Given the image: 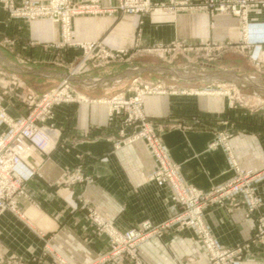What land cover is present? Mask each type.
I'll list each match as a JSON object with an SVG mask.
<instances>
[{"label":"crops","instance_id":"0c3cea01","mask_svg":"<svg viewBox=\"0 0 264 264\" xmlns=\"http://www.w3.org/2000/svg\"><path fill=\"white\" fill-rule=\"evenodd\" d=\"M71 1L83 4L92 0ZM117 1L97 0L103 9L114 7ZM248 21L253 28L247 32L238 17L225 13L211 15L194 9L160 8L143 16L103 12L77 15L73 19V35L77 41L101 42L111 51L124 50L133 55L137 49L168 47L176 42L223 45L264 36V8L250 9ZM4 38L14 43L9 47L0 44V67L18 73L40 92L68 75L69 69L60 61L79 63L84 59L81 46L58 47L59 24L47 18L29 22L10 17L0 3V39ZM259 49V65L264 67V42ZM18 57L30 62L18 63ZM80 64L77 72L74 69L72 83L77 94L87 100L56 107L54 122L62 131V141L50 155L35 151L28 160V166L39 173L28 181L27 195L20 199L24 218L10 211L0 215V256L8 258L16 254L21 258L9 260L8 264H56L52 257L42 256L47 237L52 247L75 263L90 261L106 252L109 239L94 234L86 213L81 210L82 198L121 230L146 220L158 224L180 211L171 186L149 179L158 168V161L146 141L138 139L123 144V133H119L123 118H110L108 105L99 101L127 92L129 80L138 72L132 69L137 62L123 59L93 69ZM141 65L145 64L141 62L138 66ZM203 65L184 70L183 75H175L178 71L175 65L162 66L174 72L158 70L154 64L147 68L152 72V80L147 83H162L165 92L147 95L144 113L158 130L169 159L180 165L184 182L207 191L236 176L234 162L256 175L254 184L264 200V94H260L263 97L259 100L255 94H245L242 100L247 107L234 109L226 95L216 92L229 86L231 90L243 87L255 93L248 84L252 76L247 75L257 74V66L247 52L234 49ZM242 80L248 85L240 86ZM194 89L208 93L199 94ZM3 105L12 117L22 116L23 111L19 112L7 101ZM261 105L263 111L258 114L248 111ZM195 116L205 125L160 130V125L169 121L189 124ZM5 130L6 126L1 124L0 133ZM221 133L227 136L229 150L219 142ZM78 164H83L94 176V182L71 188L61 185L64 173ZM28 166L22 171L28 172ZM259 215L264 216V206L250 217L246 216L244 206L228 210L213 205L204 213L208 227L222 247L247 245L238 264H264V238H254ZM141 256L145 264H205L207 260L195 231L189 227L178 229L175 225L167 228L161 238L144 244ZM0 264H7V260Z\"/></svg>","mask_w":264,"mask_h":264},{"label":"rangeland","instance_id":"374dc122","mask_svg":"<svg viewBox=\"0 0 264 264\" xmlns=\"http://www.w3.org/2000/svg\"><path fill=\"white\" fill-rule=\"evenodd\" d=\"M244 1H246V5L248 6L246 13L243 12L242 3ZM40 2H44V1H40ZM220 2H225V3L229 4V6H230L229 10H227V11L219 10L218 9L219 5H217V4H219ZM0 3L3 5L4 9L7 11L8 15L10 16V13L5 8L4 3L1 1H0ZM16 3L20 4L18 2H16ZM117 4H118V1H117ZM117 4L115 6H117ZM151 4L153 7H151L149 10H147L145 12L132 13V14H139L142 16L143 15H150L153 11H155L156 9H159V8L167 10V11H169V10L170 11L193 10V9L199 10V11L207 10L206 12H208L211 15H214L217 13H225V14H231V15L238 17L242 21V27H243V30H245V31H247L248 28H253L252 25H250V23L248 21V13H249L250 9L261 8V7L264 8V0H218V2L216 0H214V2H212V0H178V1L177 0H162V1L151 0ZM163 5H165V6H163ZM235 5H236V8L238 11H235L232 9ZM202 7H204V8H202ZM104 12H120L122 14L131 13V12H123L121 10H107ZM101 13H103V12H101ZM86 14H89V13H86ZM92 14H94V13H92ZM95 14H98V13H95ZM15 18H23V17H15ZM23 19H25V18H23ZM37 19H40V18H37ZM47 19H50V18H47ZM25 20H27V19H25ZM34 20H36V19H34ZM50 20L53 21L52 19H50ZM53 22L59 24L60 30H61V41L58 43V47L79 46L78 44H71V43L65 42L64 34H63V27H62V24L60 23L61 21L60 22L53 21ZM71 27H72V31H73V20H72V26ZM72 36H73V40L77 41L76 39H74V35H72ZM248 41L249 42H247V40H246V42H242V43H237V44L228 43V44H223V45H216L213 43L188 45V44H183L181 42H176V43H174L168 47H154V48H147V49H143V50L137 49V51L135 52L136 54H133V55L130 54V52L125 51V54H123L122 57H117L116 59H112L107 63H103L104 59L97 57L95 59H90L89 61H87V65H85V66H88L87 69L88 68L93 69V68L102 67V66L107 65L111 62L119 61V60H123V59L128 60L129 62L132 61V63L137 62L138 65L141 62L145 64V65H141V67H139L137 65V66L132 68L136 71L138 70V72H141V73H138L135 71L136 73L129 80L130 81L129 86H128L127 92L125 93L127 95L128 100L131 98L134 100L140 99L141 104H142L141 109H142L144 118H140L137 120H131V121L128 120L129 115L131 114V112L129 110L123 111L122 114H116L115 113V114H113L112 117H110L111 114H109V117L114 118L115 116H121L123 118L122 119V126H121V129L119 130V133H121V132L123 133L121 136V138H122L121 141L123 144H128V143L135 141V140H138V139H144L146 141L147 145L150 147L153 154L155 155L157 161H158V157H157L152 145L150 144L151 141H150L149 137L147 135L142 134V133L152 129L155 136L159 138V141L163 147H164V144L161 140V137H160V134L158 133V130L156 129V127H154V125L151 124L152 122L144 113V102H145V97L147 95L164 93L165 89L163 88L162 83H157L156 85H151V84L147 83L148 81L150 82L152 80V78L150 77V74L152 72L148 71L147 68L151 67L154 64V65H158V67H159V68L157 67L158 70L160 69V70L168 71V70H172V69H168V68L164 69V68H162V66L167 67L169 65H175V67L177 68L178 71L176 70L177 72H176V74L175 73L174 74L175 75H177V74L183 75L184 70H189V68H192V70H194L193 67L199 68L200 66H204L203 63H211V62L215 61L220 55H222L225 51L234 49V50H237L240 52H247L249 54L250 59L257 66L256 69L258 71H257V74H255V75L254 74L247 75L248 77L252 76L251 79H253L254 81L252 80V81H249V83H248L246 80H242L240 82V86H246L248 84H251L252 87H254V89H255V93H253L254 90H249V89L243 88V87H239L238 89L231 90V89H229L230 88L229 86H225V87L221 88L219 91H216L220 95L223 94V95L227 96L228 104L231 108H234V109L245 108V107H247V105L242 100L243 96H245V94H248V93L249 94H255L256 100H257V98L259 100V98L263 97L260 94H264V67L262 65H259L261 63L260 62L261 61L260 55H259V52L261 49H259V47L262 44V42H264V36H262V37L255 36L254 38L251 37V38H249ZM63 42H65L64 45L61 44ZM13 43H14V40H12V39H7V38L0 39V44L5 46V47L6 46L9 47V45H12ZM83 51H85L84 48H83ZM138 52L141 53L139 56H137V54H139ZM97 53H98V51H96V54ZM84 57H85V52H84ZM16 61L18 63H21V64H27L28 62H30L29 59L19 58V57ZM80 62L82 63V61H79V63L74 62V61H69V62L68 61H63V62L60 61L59 63L61 65H63L64 67H67L69 69L68 75L64 76L63 79L61 81H59L58 83L51 85L52 87H50L47 91H42V92L38 91L37 88H35V86L33 87L32 85H30L18 73L12 72V71H9L7 69H3L0 67V106L8 113L6 106L3 105V101H7L13 107H15L19 112L23 111L22 112L23 114L20 118H23V117L30 115L32 112L37 110L36 104L34 102V101H36L35 100L36 98L34 96H42L43 94L48 93L51 90L56 89L58 86H60V84L62 83V81L64 79H68V81L73 86V83H72L73 76L72 75H73L75 70L77 72V69L79 67ZM173 70H172V72H174ZM163 74H166V73H163ZM163 74H161V75H163ZM174 74H170L169 76H173ZM252 82H254V84ZM132 84H138L142 88L145 86V87H157L158 89H155L154 91H151V92H145L143 94L142 92L137 90V88H133ZM73 89H74V87H73ZM193 91L197 92L199 94L208 93L205 90L203 91V90H199V89H194ZM73 92L77 93L76 90ZM78 96H81V95H78ZM118 96H123V92L116 93L112 97H109V98L105 97L103 99H114V98L116 99V97L118 98ZM81 97L83 99H87L85 96H81ZM75 102H79V101L61 102V103L54 105L53 117L48 118V120L46 121L47 123L46 122L45 123L48 124L49 127L52 128L53 130H55V131L57 130L56 132H57L58 136H57L55 145L50 150L37 149L35 151H40L43 154H45L46 156L50 155L51 152L56 148L57 144L62 141V131L59 127H57V125L54 122L55 109L59 105L71 104V103H75ZM248 111L250 113L252 112V113L258 114V113L263 111V105L254 106L253 108L250 107ZM9 116H11V115L9 114ZM38 123L40 125L43 124L40 121H38ZM203 125H205L203 123V120H201L199 117L195 116L193 118L192 122L189 124L188 123H181V122L176 123L174 121L173 122L169 121L168 123L160 125V130L164 129V128H173V127H183V128L191 127V128H194L196 126H203ZM222 132H224V131H222ZM136 136H139V137L134 139V137H136ZM226 138H227V136L226 135L224 136V134L221 133L219 135V142L223 143L225 148L227 150H229L230 146L227 144ZM64 142H67V140H64ZM166 152H167V150H166ZM229 153H230V151H229ZM28 160H27V163H28ZM171 162L173 164H175L177 167L175 178L180 183L186 185L188 188H191L189 191H191V190L193 191V188H196L200 191H203V193H209V192L215 190L217 187H220L222 185H226V187L228 188L229 194L224 195L223 198H221V199H218L219 197L217 199H215L214 197L205 198L204 201L207 202L208 204L203 209V216H204L205 210L208 207L213 206V205L224 206L228 210L232 209L233 207L244 206L246 208V216H248V217H250L254 213H259L261 207L264 206V200L258 195L256 186L254 184V180H255L256 175L252 174L250 171H247L245 169L240 168L238 170L236 168L234 162H233V166L236 170V176L233 179H231L230 181H227L226 183H223L221 185L213 187L207 191L202 190V189H200L194 185H191V184L184 182L180 176V165L173 162V161H171ZM158 169H159V161H158V168L149 175V179L150 180H156V181H159L162 183H167L171 186V188L174 192L177 204L180 207V211H179V213L176 214L175 217L167 219L161 223L154 224L150 220H146V221H143L140 224L130 228V229H133L135 227H140L141 225H143L146 222H149L152 225V227L150 229L144 230L145 235H147L146 238H144V240H141L140 242H138V245H137V252H138L137 255L138 256L135 257V255H133L131 253L130 248H132V247H130L128 245L125 246L121 242H117L116 243L117 245H115V241L113 240L112 236L105 229V224H107V223L111 224L112 226L117 228V230L119 232H122L123 234H125L130 229H126V230L119 229L112 221H109L105 217H103V215L100 213V211L96 207L90 205L83 198L81 199V210L86 213V215H87V217H88V219H89V221L93 227L94 234L96 236H99V237H102V236L108 237V239H109L108 250L104 253H100L95 259H91L90 261L88 260L87 262H83V263H75L69 259V256H67L64 253H61L60 251H58L54 247H52L49 243V238L47 237V239H46L47 243L45 244V247L43 249L42 256L52 257L56 264H99V263L108 262V261L116 263V264H126V263H128V264H145V262L141 256L142 246L144 244L148 243L149 241H151L152 239L161 238L167 228H170L171 226L175 225L178 229H183V228H187V227L192 228L195 231L197 238L201 241V243L203 244V246L205 248L206 257H207L205 264H207L208 262H210L209 264H218L216 260H213L211 253H209L206 244L203 242L202 238L200 237V234L197 233L196 228L192 227L190 225H185L183 223L184 220L190 219V218H186L187 216H185V214H188V208L189 207L180 202V200H179V199H181L180 194H179L178 190L176 189L174 182L170 179V177L169 176L166 177V175H164L165 173H163V175L162 174L159 175V173H157ZM34 172L35 173L29 179L24 180V182L21 183V187L19 189V192L16 194V198H13V199H17L15 209L6 208L5 210H3L0 213V215L6 211H10V212L14 213L15 215H17L18 217H20L22 219L24 218V210L21 207L20 199H22V197H25L27 195L26 188H27L28 181L32 177H34L35 175H37L39 173L38 169H34ZM241 174L243 175V178L242 179L240 178L238 180V182H239V187H238L237 181H234V180L238 179V177H240ZM94 180H95L94 176L85 170L84 165L78 164V165L74 166L71 170H68L64 173L63 180L60 182V184L65 186V187L71 188V187H73L75 185H79V184L84 185V186H88L89 184L93 183ZM234 189H236V192L233 191ZM254 198L259 199L261 201V205L259 207H257L256 209H254V211L249 212V202L245 201V199H254ZM231 199H238V202L232 203ZM220 201H223V202H220ZM178 216H180V218ZM204 219H205V217H204ZM169 220H171V222L165 226L164 224ZM101 221L104 222L105 224L102 223ZM263 221H264V216H261V215L257 216L256 232L254 233V238H264ZM162 225H163V228L160 229V233L158 235H154V230H155L154 228H156V227L159 228ZM117 247H118V249H115ZM119 247H121V248H119ZM246 247H247V245L244 244V245H241V246L236 247L234 249L225 248V247H222V248L230 250L233 253L232 261L233 262L235 261V264H238L239 261L243 257V254L245 251L244 249ZM5 259L7 260V264H8L9 260L18 261L21 258H19L16 254L11 255L8 258H4V257L0 256V262L2 260H5Z\"/></svg>","mask_w":264,"mask_h":264},{"label":"built area","instance_id":"2783aa9c","mask_svg":"<svg viewBox=\"0 0 264 264\" xmlns=\"http://www.w3.org/2000/svg\"><path fill=\"white\" fill-rule=\"evenodd\" d=\"M0 1L4 3V6L9 11L11 17H23L28 21H32L37 18H50L56 22L61 21L60 23L63 27L65 42L78 44L79 46L84 48L85 57L80 67L86 69L88 66L85 65H87V61H89L90 59L100 57L104 59L103 63H107L112 59L122 57V55L125 54V51H111L101 42L88 43L73 40V31L71 26L72 20L76 15L86 13L95 14L107 10H121L123 12L140 13L145 12L153 7L151 4V0H118L117 6H114L111 9H103L98 4L97 0H92L90 3L83 4H76L71 0H49L47 2H40L38 0H26L20 4H17L15 0ZM216 1L218 2V0ZM212 2H214V0H212ZM217 5H219L218 9L221 11H227L230 7L229 4L225 2H220ZM236 5L232 9L238 11ZM242 6L243 12L246 13V10L248 8V6L246 5V1L242 3ZM65 42L61 44L64 45ZM96 51H98L97 54ZM132 86L133 88H137V90H139L143 94L145 92H151L155 89H158L157 87L145 86L142 88L138 84H132ZM34 97L36 98V101L34 102L36 104L37 110L32 112L30 115L20 119H15L9 116V114L0 106V125L4 124L6 126V130L0 133V213L6 208L15 209L17 199L13 198H16V194L19 192L21 183H23L24 180L29 179L35 173L34 169L30 168L26 163L35 150H47L46 139H48V137H46V134H44V132L47 133V135H49L51 138L55 139L56 142L58 136L56 132L57 130H53L49 127L48 124H46L48 118L53 117L54 105L61 102L85 100L81 96H78L77 93L73 92V86L68 81V79H64L60 86H58L56 89L51 90L50 92L45 93L42 96ZM108 101L111 105L110 117H112L115 113L122 114L123 111L129 110L131 114L129 115L128 120L131 121L144 118L140 99L134 100L131 98L128 100L127 95L124 92L123 96H118V98L109 99ZM38 121L42 122L43 124L40 125ZM142 134L149 137L151 141L150 144L152 145L158 157L159 169L157 170V173H159V175H163V173H165L164 175H166V177H170L180 194V202L189 207L188 214H185V216H187L186 218L190 219L184 220L183 223L185 225H190L196 228L197 233L200 234V237L206 244L209 253H211L213 260H216L218 264H235V261H232L233 253L230 250L223 249L218 244L216 238L213 236L208 225L206 224L203 216V209L208 204L204 201L205 198H223L224 195L229 194L226 185L217 187L215 190L209 193H203V191H200L196 188H193V191H189L191 188H188L186 185L180 183L175 178L177 167L169 159L168 153L161 145L159 138L155 136L152 129L143 132ZM138 137L139 136H136L134 137V139ZM23 166H28L30 171L23 172ZM235 166L238 170L240 169L236 163ZM241 176L238 177V179L234 180L237 181L238 187V180L240 178H243L242 174ZM233 191L236 192V189H234ZM231 201L232 203L238 202V199H231ZM245 201L249 202V212L254 211V209L261 205V201L256 198L245 199ZM178 217L180 218V216ZM170 222L171 220L167 221L164 225L166 226ZM151 227L152 225L149 222H146L140 227L130 229L125 234H123L111 224H105V229L112 236L113 240L115 241V245H117V242H121L125 246L128 245L132 247L130 248V251L133 255H135V257L138 256V242L144 240V238H146L147 236L145 235L144 230L150 229ZM161 228H163V225L159 228H154V235H158ZM115 249H118V247ZM209 263L210 262H208L207 264Z\"/></svg>","mask_w":264,"mask_h":264},{"label":"bare ground","instance_id":"6f19581e","mask_svg":"<svg viewBox=\"0 0 264 264\" xmlns=\"http://www.w3.org/2000/svg\"><path fill=\"white\" fill-rule=\"evenodd\" d=\"M248 30H249V28L247 29V32H248ZM73 91H75V90L73 89ZM121 94H122V93H121ZM116 98H117V97H116ZM114 99H115V98H114ZM85 100H87V99H85ZM108 100H109V99H103V98L99 99V101H100L101 103H104V104H107V105H108V115H109L110 112H111V105H110V103H109ZM44 134H46V137H48V139H46V141H47L46 149H47V150H50V149L53 148L54 145H55V139L51 138V137H50L49 135H47V133H45V132H44ZM23 167H25V166H23ZM28 171H30V169H29Z\"/></svg>","mask_w":264,"mask_h":264}]
</instances>
